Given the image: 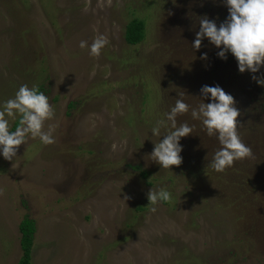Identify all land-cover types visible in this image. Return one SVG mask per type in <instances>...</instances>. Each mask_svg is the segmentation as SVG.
<instances>
[{
  "label": "rangeland",
  "instance_id": "rangeland-1",
  "mask_svg": "<svg viewBox=\"0 0 264 264\" xmlns=\"http://www.w3.org/2000/svg\"><path fill=\"white\" fill-rule=\"evenodd\" d=\"M204 15L222 22L223 0H0V110L36 86L55 140L29 135L13 162L0 156V264L18 263L24 216L35 225L32 264H264V86L207 39L192 48ZM134 18L145 37L130 45ZM100 35L99 56L80 47ZM204 85L234 97L252 156L213 170L220 144L189 111L177 116L194 126L182 163L161 169L152 128L178 93L201 103ZM8 119L15 131L19 116ZM151 187L170 199L148 204Z\"/></svg>",
  "mask_w": 264,
  "mask_h": 264
},
{
  "label": "clouds",
  "instance_id": "clouds-1",
  "mask_svg": "<svg viewBox=\"0 0 264 264\" xmlns=\"http://www.w3.org/2000/svg\"><path fill=\"white\" fill-rule=\"evenodd\" d=\"M228 15L217 24L215 19L207 15L197 17L199 30L191 46L195 51L201 48L204 39L215 46L219 51L220 59H227L230 53L237 61L240 73L249 72L252 79L264 86V0H223ZM107 44L103 35L97 36L89 46L87 41H81L80 47H89L90 55L99 56L101 49ZM201 59H207V53L201 54ZM257 73H261L259 76ZM184 92L178 93L164 118L158 119L152 128L151 134L159 136V142L154 144L149 154L151 161L161 169L170 170L172 166L182 163L181 152L183 145L181 139L189 136L192 125L187 122L178 124L177 116L191 111L193 120L199 121L209 137L215 136L220 148L214 153L209 166L216 172H224L233 166L235 161L252 156V150L245 145L238 133L240 122L239 109L231 94L219 85H204L200 89L202 102L192 107L185 102ZM207 101V102H206ZM19 116V123L15 131L9 129V117ZM54 116L48 97L36 86L21 85L13 98L4 101L0 110V156L7 161H14L17 157L19 146L25 143L26 137H38L43 144L55 142L54 129L49 127L44 131L46 120ZM161 129L165 133L161 135ZM170 192L166 187L153 189L147 192L148 204L156 205L160 201H168ZM128 197H125V200ZM152 211H156L155 207Z\"/></svg>",
  "mask_w": 264,
  "mask_h": 264
},
{
  "label": "trees",
  "instance_id": "trees-1",
  "mask_svg": "<svg viewBox=\"0 0 264 264\" xmlns=\"http://www.w3.org/2000/svg\"><path fill=\"white\" fill-rule=\"evenodd\" d=\"M145 37V23L142 19L130 20L125 28L124 38L130 45L140 43ZM20 232L21 256L17 264H32L31 250L35 233V225L32 219L24 216L18 226Z\"/></svg>",
  "mask_w": 264,
  "mask_h": 264
}]
</instances>
